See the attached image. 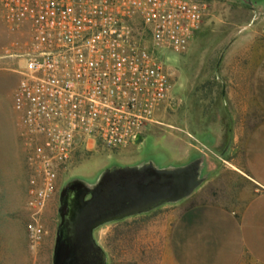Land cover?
I'll return each mask as SVG.
<instances>
[{"label":"built area","instance_id":"built-area-1","mask_svg":"<svg viewBox=\"0 0 264 264\" xmlns=\"http://www.w3.org/2000/svg\"><path fill=\"white\" fill-rule=\"evenodd\" d=\"M207 11L202 0H0V20L24 35L11 108L33 241L58 176L77 158L161 125L172 82L164 55L185 50Z\"/></svg>","mask_w":264,"mask_h":264},{"label":"rangeland","instance_id":"rangeland-1","mask_svg":"<svg viewBox=\"0 0 264 264\" xmlns=\"http://www.w3.org/2000/svg\"><path fill=\"white\" fill-rule=\"evenodd\" d=\"M202 1L206 2L207 15L185 50L180 54L166 52L164 55L165 64L171 68L172 82L169 106L158 118L163 125L147 126L137 144L111 150L96 143L91 153L77 158L58 176V187L37 220L43 231L37 241L28 234V225L32 223L31 211L26 204L28 171L11 108L19 78L17 72L23 63L17 53L24 49V35L8 30L0 20V264L52 263L54 246L62 241L61 210L66 206L67 192L71 190L65 185L68 179H76L84 186L94 183L102 170L113 176L117 166L140 162L168 164L181 158V163L195 160L191 167L198 175L202 169L200 160L214 158L216 127L205 118L211 117V107L220 100V58L232 42V73L236 69L243 73L255 66L264 54V0ZM242 78L232 75V83ZM232 111L237 112L238 120L246 123V127L262 116L254 110L246 92L232 91ZM185 154L187 158L181 156ZM233 158L239 161V147ZM185 190V187L172 189L169 198L178 197ZM52 197H55L50 206L53 216L48 219L45 211ZM165 214L166 210L160 208L142 214L141 249L134 256L118 251L114 228L111 244L103 248L98 245L102 264H158L165 254V237L158 236L156 230L163 223ZM67 254L74 253L68 251Z\"/></svg>","mask_w":264,"mask_h":264},{"label":"crops","instance_id":"crops-1","mask_svg":"<svg viewBox=\"0 0 264 264\" xmlns=\"http://www.w3.org/2000/svg\"><path fill=\"white\" fill-rule=\"evenodd\" d=\"M234 72L230 42L219 62L220 100L205 118L216 127L214 158L200 160L198 175L191 167L195 160L181 163V158L117 166L113 176L102 170L94 183L84 186L76 179L66 181L71 198L82 190L84 202L92 206L100 197V215L93 218L102 222L90 232L94 249L108 247L115 228L118 251L134 256L141 249L142 214L160 208L166 214L156 234L165 237V254L158 264H264V54L250 70ZM232 75L244 78L232 83ZM232 91L248 93L254 110L262 114L249 127L232 111ZM237 147L239 161L233 158ZM178 187L185 192L170 199L169 191ZM54 198L45 211L48 219Z\"/></svg>","mask_w":264,"mask_h":264},{"label":"water","instance_id":"water-1","mask_svg":"<svg viewBox=\"0 0 264 264\" xmlns=\"http://www.w3.org/2000/svg\"><path fill=\"white\" fill-rule=\"evenodd\" d=\"M137 139L134 144L139 143ZM70 191L67 192L66 206L61 210V234L62 241L60 245L54 246L53 262L62 260L63 264H102L100 253L94 249L90 232L91 229L102 222L101 219H95L94 216L100 215L101 201L100 197L89 206L83 201L84 192L78 191L73 198L70 197ZM152 205H148L150 208ZM74 253V254H67Z\"/></svg>","mask_w":264,"mask_h":264}]
</instances>
